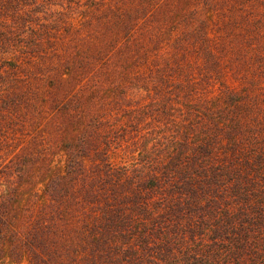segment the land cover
<instances>
[{"label":"trees","instance_id":"16d2710c","mask_svg":"<svg viewBox=\"0 0 264 264\" xmlns=\"http://www.w3.org/2000/svg\"><path fill=\"white\" fill-rule=\"evenodd\" d=\"M0 264H264V0H0Z\"/></svg>","mask_w":264,"mask_h":264}]
</instances>
